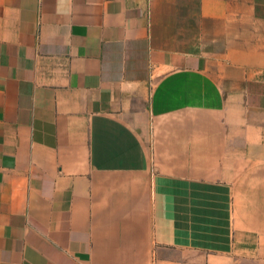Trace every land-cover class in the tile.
Returning <instances> with one entry per match:
<instances>
[{
	"label": "crops",
	"instance_id": "0c3cea01",
	"mask_svg": "<svg viewBox=\"0 0 264 264\" xmlns=\"http://www.w3.org/2000/svg\"><path fill=\"white\" fill-rule=\"evenodd\" d=\"M0 264H264V0H0Z\"/></svg>",
	"mask_w": 264,
	"mask_h": 264
}]
</instances>
